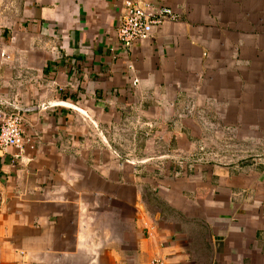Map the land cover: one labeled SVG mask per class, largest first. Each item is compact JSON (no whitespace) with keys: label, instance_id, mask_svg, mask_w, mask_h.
Here are the masks:
<instances>
[{"label":"crops","instance_id":"crops-1","mask_svg":"<svg viewBox=\"0 0 264 264\" xmlns=\"http://www.w3.org/2000/svg\"><path fill=\"white\" fill-rule=\"evenodd\" d=\"M129 1L178 18L127 49ZM162 105L205 159L113 150ZM16 109L0 264H264V0H0V124Z\"/></svg>","mask_w":264,"mask_h":264},{"label":"rangeland","instance_id":"rangeland-1","mask_svg":"<svg viewBox=\"0 0 264 264\" xmlns=\"http://www.w3.org/2000/svg\"><path fill=\"white\" fill-rule=\"evenodd\" d=\"M189 109H192L191 107ZM167 108L165 105L161 106L160 112H162V115H157V118L153 119L152 121H145L144 118H133V119H126L121 124V127L117 130H115L114 133H110L109 138L111 142L118 143L116 152L122 157L125 155L127 157H133L136 155L135 151L137 149L135 148H141L143 150V153H148L151 155V157H158L162 158L163 156H178V157H186L187 158H195V159H201L204 158V152L203 150L199 149L197 151L196 148H193L192 150H186L180 149L181 146V139L180 135H170L169 134V127L175 126V129L177 128V125H181V120H189V118L186 117H166V111ZM178 113H182L181 111ZM186 115V114H185ZM184 115V116H185ZM173 122H172V121ZM195 121H198V119H195ZM202 124L201 122H199ZM167 125V126H166ZM169 125V126H168ZM193 129L188 130L184 133V142L193 144L197 143L198 140L206 142L209 147V143H211L213 134L210 133H202L199 131L198 133H195ZM168 133V134H167ZM228 136V135H227ZM224 137V136H223ZM227 138H225L223 141L227 142ZM172 140V141H171ZM225 142H221L222 145H226ZM112 144V143H111ZM189 145V144H188ZM215 148V146L213 145ZM213 147H210L211 150ZM182 150V151H181ZM216 152L221 154V150L215 149ZM226 150L222 151L223 153ZM106 155L111 154L110 150L105 151ZM138 153V152H137ZM144 155V154H143ZM146 156V155H145ZM162 156V157H161ZM167 159V158H166ZM205 159V158H204ZM113 166L111 165V169ZM164 167L158 168V171H163Z\"/></svg>","mask_w":264,"mask_h":264},{"label":"built area","instance_id":"built-area-1","mask_svg":"<svg viewBox=\"0 0 264 264\" xmlns=\"http://www.w3.org/2000/svg\"><path fill=\"white\" fill-rule=\"evenodd\" d=\"M169 7L156 8L147 3L126 2L121 16L120 26L116 32L120 43L127 49L151 38L155 29L168 21L177 20ZM139 81L134 82L138 86ZM25 109H16L8 114L0 124V153H7L15 148L20 154L26 152L33 144V139L26 137ZM154 264H161L155 262Z\"/></svg>","mask_w":264,"mask_h":264},{"label":"water","instance_id":"water-1","mask_svg":"<svg viewBox=\"0 0 264 264\" xmlns=\"http://www.w3.org/2000/svg\"><path fill=\"white\" fill-rule=\"evenodd\" d=\"M29 110H26V112H28ZM0 195H2L3 197H5V190L4 187L2 186V184L0 183Z\"/></svg>","mask_w":264,"mask_h":264}]
</instances>
